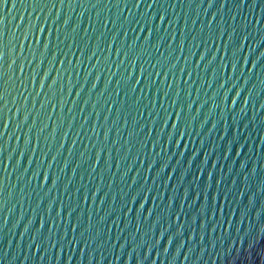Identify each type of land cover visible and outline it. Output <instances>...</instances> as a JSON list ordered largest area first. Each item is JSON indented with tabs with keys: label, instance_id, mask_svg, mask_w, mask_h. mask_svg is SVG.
<instances>
[{
	"label": "water",
	"instance_id": "obj_1",
	"mask_svg": "<svg viewBox=\"0 0 264 264\" xmlns=\"http://www.w3.org/2000/svg\"><path fill=\"white\" fill-rule=\"evenodd\" d=\"M0 264H264V0H0Z\"/></svg>",
	"mask_w": 264,
	"mask_h": 264
}]
</instances>
